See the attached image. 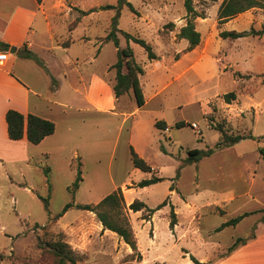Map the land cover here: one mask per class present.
Listing matches in <instances>:
<instances>
[{
	"label": "rangeland",
	"instance_id": "rangeland-1",
	"mask_svg": "<svg viewBox=\"0 0 264 264\" xmlns=\"http://www.w3.org/2000/svg\"><path fill=\"white\" fill-rule=\"evenodd\" d=\"M74 1L80 8L94 11L84 15L76 10L82 23L70 15L60 22L53 18L54 38L62 45L68 41L70 46L80 38L67 50L82 60L100 55L94 63H84L79 72L66 68V77L59 62L67 53L54 51L57 42L45 38L51 48L41 54L47 60L49 54H56L48 60L50 76L62 85L56 100L82 105L75 88L81 76L89 79L93 71L103 73L113 94L116 69L104 70L108 63H116L118 48L106 36L119 28L145 39L159 56L151 62L141 44L118 33L120 48L130 45L145 69L141 81L147 104L137 114L132 136L131 121H123L124 112L139 108L130 91L116 102L117 113L124 116L91 115L73 109L66 116L60 113L56 141L28 148L5 137V122L1 124L0 119V264H56L54 255L40 248L39 241L60 232L80 257L79 264H213L228 249L217 243L255 233L257 217L264 210V156L260 152L264 147V36L230 39L220 35L223 30H264V8L250 9L220 24L222 0H194L197 12L204 16L195 20L202 41L189 51L188 41L177 36L187 22L184 0H130L135 11L128 5L118 7L119 0ZM106 5L115 7L104 9ZM169 22H175L173 30L165 28ZM50 76L41 83H49ZM232 91L237 99L225 102L224 95ZM109 97L107 93L99 99L108 103ZM153 119H165L171 129L156 128ZM177 121H184L185 126L178 128ZM218 124L230 134H253L256 138L186 163L190 149L206 150L221 139ZM131 144L152 165L154 174L166 180L145 188L131 182L121 185L125 179L140 181L153 175L134 166ZM48 166L51 190L45 174ZM79 168L83 180L73 195L69 187ZM117 183L121 186L116 187ZM171 185L174 196L168 192ZM118 188L125 196V213L135 232L141 261L116 232L103 227L95 212L72 208L56 218L69 202L96 205ZM233 192L243 195L225 209L221 200ZM40 195L48 197L52 221ZM167 198L168 204L151 220L143 219L144 211L129 208L135 199L156 208ZM171 201L177 216L180 214L176 235L169 225ZM245 212L251 214L238 226L218 230ZM191 252L196 261L189 256Z\"/></svg>",
	"mask_w": 264,
	"mask_h": 264
},
{
	"label": "crops",
	"instance_id": "crops-1",
	"mask_svg": "<svg viewBox=\"0 0 264 264\" xmlns=\"http://www.w3.org/2000/svg\"><path fill=\"white\" fill-rule=\"evenodd\" d=\"M68 1L71 0H43L41 3H39L37 0H0V41L8 43L12 47L16 48V52H0V119L1 124L5 122L3 126L5 137L10 139L8 137L6 122V113L10 108L16 109L23 114L33 113L43 118L53 120L56 123L55 133L47 136L39 144L30 143L26 136H24V138L21 140H12L16 142L18 147H22L23 145L24 148H28L31 144L35 146H42L56 141L60 132L58 121L61 117L60 113L66 116L72 109L80 113L91 115H94V113H96V115L102 113L124 116L123 113H117L116 102L120 99L115 98L116 96L114 92L112 94L110 84L105 81V79L103 78V73L101 74L100 72L98 73L93 71L89 79H85L83 76L79 78V81L75 88V92L78 93L81 99H83L82 105L56 100H59V98H56V94L61 91L62 85L61 82H59L57 79H52V77L50 76L51 66L48 60L55 59L56 54H49L48 60L47 57L45 58L41 54L42 50L45 51V49L51 48L48 44H46L45 38L47 37L48 39H53L54 42H57V46L52 47L54 48V51L57 49H63V52L67 53L68 57L65 56V60L59 62L62 66H64V75L66 77V68L70 67L72 71L79 72L84 63L90 62L92 64L100 55L96 53L95 55L85 57L84 59H87V61L82 60L83 57L75 56L69 53V51L67 50L80 38L74 39L76 41L68 47L62 45L61 43H59L58 39L54 38L52 21L53 18L56 22H60L62 20V17L64 16L65 21L66 16L68 15L76 18V10L79 11L80 14V10H84L83 8H80L81 6L79 7V5L74 0H72V4H70V2ZM77 18H81V16L79 15ZM82 22L83 19H80L79 23ZM61 39L62 38H60L59 40ZM24 47L37 55L43 62L42 65L33 59L23 57L22 49ZM152 61L156 62V60H151V62ZM113 64L114 63H108L105 66L104 72L108 73L110 67ZM43 73H45L46 76H50L49 83L47 84L41 83V80H43L44 78L47 79ZM144 74L140 76L141 85V77H143ZM55 81H57V84L54 85L52 82ZM79 85H81L82 88L77 87ZM50 92L52 93V95H49ZM107 93L110 95L108 99H111V102L108 103L102 101V99H99L100 97H104V94ZM95 96L98 97V101H96ZM146 104L147 100L145 98V104L143 106H139V108L134 112H124V114H126V118L124 117L123 121H131L129 129L130 136H132L133 126L137 114L142 110V108L145 107ZM159 120L165 121L167 124V128L171 129L168 121H166L165 119H153L152 122L154 123V126L156 128V122ZM96 122V126H99L98 121ZM136 122H139L138 119ZM131 146H133L134 149L140 153V151L133 144H131ZM45 156H47V154H45ZM26 158L34 157L26 155ZM140 181L125 179L121 185L128 182H131L133 185H135ZM121 185L117 183L116 187ZM171 186L168 192L171 193V196H174L175 189L171 190ZM242 195L243 194H237V192H233L228 196V198L222 199L221 202L224 203V207L226 209L229 204H233L234 202L239 200ZM171 205L174 206L172 201ZM225 213H227V210L225 211ZM179 215L180 214L178 213V218ZM261 217L262 213L257 217L258 225L257 230L255 231L256 236L254 238L248 240V242H246L245 244L240 245L229 255L223 254L213 264H264V223L261 222ZM239 223L236 226H238ZM179 225L180 223L177 222L174 230L170 228L173 231L174 235L177 234ZM157 236L158 234L156 232V237ZM234 241L235 239L234 237H232L231 242L226 241V243L224 244H220V242H218L217 244L221 245V247L226 250L234 243ZM189 256L191 257V259L192 256H194L195 258L197 257L193 252H191V255Z\"/></svg>",
	"mask_w": 264,
	"mask_h": 264
},
{
	"label": "trees",
	"instance_id": "trees-1",
	"mask_svg": "<svg viewBox=\"0 0 264 264\" xmlns=\"http://www.w3.org/2000/svg\"><path fill=\"white\" fill-rule=\"evenodd\" d=\"M41 3L43 0H37ZM216 1V0H214ZM185 8L187 11V22L180 28L179 33L177 34L179 39H186L189 43L187 50L191 51L195 47H197L202 41V34L197 29L195 20L198 17H203L199 14L194 6V0H184ZM128 5L133 11H135V7L130 2V0H119V6ZM113 5H106L104 9L114 8ZM264 8V0H222V3L219 7L218 11V21L220 24L226 23L229 20L237 17L238 15L253 9V8ZM94 9H90L88 11L80 10V12L84 15H87L93 12ZM80 18H77L75 22H79ZM175 22H169L165 25V28H170L173 30L175 28ZM122 33L128 41H134L138 44H141L147 51L149 60H157L159 59L158 54L153 50L152 46L143 38L137 37L128 33L122 29H116L111 31L107 36V41H112L115 46L118 48V59L116 63H114L111 68L116 69V77L115 83L113 85L114 93L117 98L129 93L130 91L134 92L136 101L138 106H143L145 104V97L143 88L140 82V76L145 73L144 67L141 63H139L134 56L133 48L128 45L125 48H120V39L118 37V33ZM223 38L230 39H238L245 36H264V30H257L252 28L251 30L244 31H236V30H223L220 33ZM64 46L68 47L69 42H64ZM12 47L10 44L0 41V52H8ZM22 56L28 59H33L42 65L41 59L35 55L32 51L28 50L26 47L22 49ZM240 76H243L239 73ZM237 99V95L234 91L226 93L224 95V100L227 103H232ZM6 122H7V131L8 137L11 140H21L24 136L27 137L28 141L33 144L41 143L47 136L55 133L56 123L53 120L43 118L39 115L28 113L23 114L22 112L10 108L6 113ZM157 128L161 130L167 129V124L163 120H159L156 122ZM176 126L181 128L185 126L184 121L177 122ZM222 134L221 139L215 144L214 147L204 149H190L188 151V158L186 159V163H194L199 161L203 156H209L215 153L217 150L224 149L227 147H231L234 144L240 142L241 140L256 137L253 134L245 135V134H230L228 130L222 126V124H218L216 127ZM260 152L264 156V147L260 148ZM131 156L133 160V164L136 168L149 172L152 175L150 178L142 179L140 182L135 184L137 187H146L152 184L159 183L161 181L166 180L165 177L157 176L154 174V168L152 165L141 157L138 152L131 146ZM50 171L51 168L48 166L45 169V174L48 179V187L51 190V180H50ZM83 180L82 178V170L79 168L77 173L76 180L69 187L70 191L75 194V192L80 187V182ZM174 186H171V190H174ZM40 198L44 202V206L46 211L49 214L50 221L54 219L51 215L50 210V202L48 197H44L40 195ZM168 199L164 200L159 206L156 208L149 207L143 200L135 199L130 205L129 208L134 212L144 211L143 219L151 220V217L154 215L156 211L163 208L168 204ZM171 209V221L170 228L174 230L175 225L177 224V214L174 210V206ZM76 208L86 211L95 212L100 222L103 224L105 229H109L113 232H116L133 250V255H137L138 260H142V255L138 250V242L135 236V232L131 227L127 215L125 213L126 209V201L125 196L121 188L116 189L115 191L106 195L98 204H75L74 202L67 203L63 210L58 213L57 219L62 217L66 212L70 209ZM261 222L264 223V210H262ZM251 212H245L232 218L226 222H224L218 230L223 229L224 227L237 225L240 221H242L245 217L249 216ZM44 229L47 226H43ZM256 233L251 234L248 237H239L236 241L227 249L225 255H229L234 250H236L240 245L245 244L248 240L254 238ZM40 240V238H39ZM39 246L45 251L50 252L54 255V259L56 264H79L80 257L75 252V250L70 246V244L64 239V234L60 232L55 235L52 234L47 240L39 241ZM192 259L196 261V258L192 256Z\"/></svg>",
	"mask_w": 264,
	"mask_h": 264
},
{
	"label": "water",
	"instance_id": "water-1",
	"mask_svg": "<svg viewBox=\"0 0 264 264\" xmlns=\"http://www.w3.org/2000/svg\"><path fill=\"white\" fill-rule=\"evenodd\" d=\"M10 51L11 52H16V48H12Z\"/></svg>",
	"mask_w": 264,
	"mask_h": 264
}]
</instances>
